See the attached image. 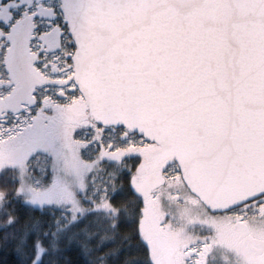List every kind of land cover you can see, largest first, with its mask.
Instances as JSON below:
<instances>
[{"label":"snow or ice","instance_id":"snow-or-ice-1","mask_svg":"<svg viewBox=\"0 0 264 264\" xmlns=\"http://www.w3.org/2000/svg\"><path fill=\"white\" fill-rule=\"evenodd\" d=\"M0 264H264V0H0Z\"/></svg>","mask_w":264,"mask_h":264}]
</instances>
